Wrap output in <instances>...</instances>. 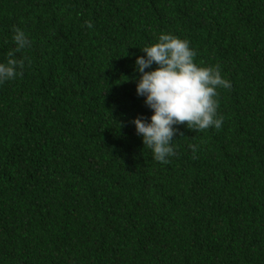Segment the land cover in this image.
<instances>
[{"label":"trees","instance_id":"trees-1","mask_svg":"<svg viewBox=\"0 0 264 264\" xmlns=\"http://www.w3.org/2000/svg\"><path fill=\"white\" fill-rule=\"evenodd\" d=\"M13 26L31 46L0 83V264H264V0H0V60ZM161 32L231 82L221 127L174 125L166 164L131 123Z\"/></svg>","mask_w":264,"mask_h":264},{"label":"clouds","instance_id":"clouds-1","mask_svg":"<svg viewBox=\"0 0 264 264\" xmlns=\"http://www.w3.org/2000/svg\"><path fill=\"white\" fill-rule=\"evenodd\" d=\"M11 40L14 47L0 60V83L21 74L25 61L16 53L31 46L29 35L21 27L13 26ZM140 51L144 55H137L134 60V70L139 73L135 93L143 97L151 115L147 119L137 115L131 123L153 158L166 164L174 155V125L183 122L196 131L221 127L223 116L217 113V89L229 88L231 82L221 75L219 66L197 63L189 41L172 33H159L155 42L145 44ZM196 147L189 145L193 152Z\"/></svg>","mask_w":264,"mask_h":264}]
</instances>
